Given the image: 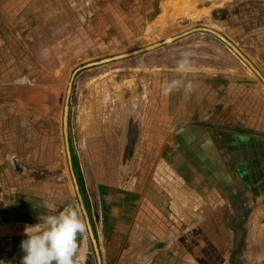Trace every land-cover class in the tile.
Segmentation results:
<instances>
[{"label": "crops", "instance_id": "0c3cea01", "mask_svg": "<svg viewBox=\"0 0 264 264\" xmlns=\"http://www.w3.org/2000/svg\"><path fill=\"white\" fill-rule=\"evenodd\" d=\"M49 1L0 0V261L20 264L24 228L46 214L44 200L55 201L57 211L74 204L83 212L76 180L102 264H264L259 76L236 52L239 59L230 56V64L192 63L187 78L194 91L185 99L182 91L163 94L165 82L177 75L176 65L167 70L125 65L104 75L112 102L108 111L106 93L105 98L100 90L79 93L76 75L70 161L64 108L72 77L63 93V79L55 73L66 65L65 54L62 61L50 58L42 33L48 25L40 24L50 18ZM231 4L230 11L221 9L231 15L218 14L216 20L232 19L239 36L234 44L264 75V24L257 15L242 17L241 0ZM72 18L62 13L50 19ZM58 40L64 46L56 55L70 50L66 38ZM40 71L47 73L45 82ZM145 164L153 166L149 176ZM81 255L83 264H98L89 228Z\"/></svg>", "mask_w": 264, "mask_h": 264}, {"label": "rangeland", "instance_id": "374dc122", "mask_svg": "<svg viewBox=\"0 0 264 264\" xmlns=\"http://www.w3.org/2000/svg\"><path fill=\"white\" fill-rule=\"evenodd\" d=\"M51 1L53 2L51 3ZM61 1L63 0L49 1L47 16L54 18L63 13L64 15H72V19L46 18L41 23L40 20L38 21L40 24L48 25L47 28L44 27L42 33L47 35L48 42L46 41V43L50 51V58L54 60L58 57L62 61L65 54L66 65L62 69L57 68V72L55 71L59 79H63V93L67 91L68 81L74 70L89 62L146 47L198 26L214 29L224 34L233 43L239 37L238 35L234 36L238 30L234 31L232 19L217 21L211 18L214 12H210L217 7L222 9L223 6L225 9L228 7L230 11L233 8V4H231L233 0H65V3H61ZM228 3L230 4L228 5ZM241 7L244 8L242 17L257 15L261 23L264 24L263 0H252L251 3L248 0H241ZM16 8L17 11L21 7L17 5ZM229 11L227 10L226 14L231 15ZM228 17L230 16L228 15ZM209 18L210 20H206ZM32 22L34 24L35 20ZM21 23L24 21L16 22L18 25ZM1 25L2 28H6L4 21L1 22ZM60 37L66 38L67 44L65 46L70 50L66 49L67 52L59 50V55H56L57 48L64 46L62 40H58ZM33 40L36 42L35 36ZM4 42L5 40L1 37L2 53L5 55ZM15 43L16 50L20 53V48L23 47L19 38L15 40ZM34 44L36 45V43ZM38 47L41 46L38 45ZM184 53H189L191 62L196 64L206 61L205 59H219L224 64H230L232 57H237L233 49L220 39L215 38L214 35L196 33L173 44L164 45L129 59L111 62L92 70L82 69L76 77H79L78 81L80 82L78 92L86 94L100 90L104 92V98L106 93L107 100L105 102L107 105L109 104L108 111H110L112 102L108 94V83H104L106 72L138 63L150 69L167 70L171 66H175L176 61ZM228 66L232 67L233 64ZM50 70L52 67L45 69V72ZM38 71L39 69H33L34 76L37 75ZM39 74L45 82L47 73L43 76V71H40ZM97 82H101L100 86L96 84ZM41 87L44 85L40 82L38 89L40 90ZM48 90L60 92V88L53 86H50ZM119 111L118 109L117 112ZM142 168L144 175L149 176L153 166L152 164H145Z\"/></svg>", "mask_w": 264, "mask_h": 264}, {"label": "clouds", "instance_id": "9594fccd", "mask_svg": "<svg viewBox=\"0 0 264 264\" xmlns=\"http://www.w3.org/2000/svg\"><path fill=\"white\" fill-rule=\"evenodd\" d=\"M191 71L190 54L184 53L176 61L177 75L165 82L163 94L182 91L184 98L189 99L194 91L193 81L187 78ZM42 207L46 214L39 215L37 223L24 228L26 238L20 244L23 252L20 264H83L82 243L88 224L82 210L67 204L57 211L52 200H44Z\"/></svg>", "mask_w": 264, "mask_h": 264}, {"label": "water", "instance_id": "95a60500", "mask_svg": "<svg viewBox=\"0 0 264 264\" xmlns=\"http://www.w3.org/2000/svg\"><path fill=\"white\" fill-rule=\"evenodd\" d=\"M218 11H221V12L219 13ZM224 13L226 14V11L222 12V10L219 9V10L214 11V13H212V17H214V19H217V15L218 14L223 15ZM196 32L210 33V34L218 37L219 39H221L229 47H231L241 57V59L246 64H248L251 67V69L259 76V78L264 83V75L261 73V71L251 62V60L232 41H230L222 33L218 32V31H216L214 29L204 27V26L195 27V28H193V29H191L189 31H186V32L182 33V34H179V35H176V36H173V37H169V38H167V39H165V40H163L161 42L154 43V44L146 46V47H142V48H139V49H136V50H133V51H129V52H125V53H121V54L105 57V58H102L100 60H96V61H93V62H89V63L85 64L82 67H79L78 69H76L74 71V73L72 75V78H71V81L69 83L67 97H66V103H65V108H64V132H65V137H66V142H67V149H68V154H69L70 161H71V150H70V144H69V138H68L70 96H71V93H72L74 80H75V77L78 74V72L80 70H82V69H86V68H90V67H94V66H99V65H104V64L111 63V62H115V61L131 58L133 56H137V55H140L142 53L158 49V48H160V47H162L164 45L171 44V43L175 42L178 39H181V38H183V37H185V36H187L189 34L196 33ZM75 184H76V189H77V193H78L79 199H80L81 204H82L83 212H84V214L86 215V218H87V224H88L89 232H90L93 244H94V249H95V252H96L98 264H102L100 251H99V247H98L95 235H94L93 227H92V224H91L90 219L88 217V214H87L84 202H83V198H82V195L80 193L79 186H78L76 180H75Z\"/></svg>", "mask_w": 264, "mask_h": 264}]
</instances>
